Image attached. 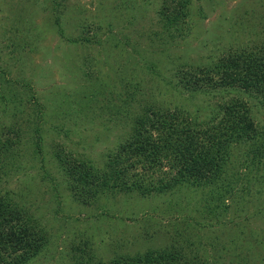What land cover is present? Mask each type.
I'll return each instance as SVG.
<instances>
[{
	"label": "rangeland",
	"instance_id": "rangeland-1",
	"mask_svg": "<svg viewBox=\"0 0 264 264\" xmlns=\"http://www.w3.org/2000/svg\"><path fill=\"white\" fill-rule=\"evenodd\" d=\"M164 1L0 0V76L5 80L0 79V85L2 80L14 86L25 99L23 114L16 117L9 102L0 105V138L3 143L16 139L10 128L22 131L21 144L33 138L36 128L44 137L37 155L33 147L20 145L13 147L20 153L14 161L0 153V194L11 193L26 202L49 234L47 248L31 264H73L81 256L108 262L155 251L173 239H188L185 235L208 244L210 255L221 254L223 264H264V186L254 181L259 185L247 192L244 174L250 167L242 166L243 158L235 150L230 160L238 168L228 181L234 189L224 194V211L217 209L214 221H205L203 211L199 212L209 200L192 184L145 197L106 192L86 202L72 197L64 183L58 155L65 152L100 165L107 150L125 141L132 118L117 113L121 102L111 91H126V82L139 81L144 96L139 94L142 87L127 88L139 95L134 103L138 113L152 96L155 106L172 110H193L198 104L206 118L224 99L235 98L230 85L217 88L222 94L215 99H199L168 90L154 77L176 80L178 69L205 70L230 51L264 46V0H183L188 15L184 37L163 28L159 11ZM57 20L66 38L90 41L72 45L58 32ZM152 59L160 62L147 73L145 67ZM85 63L92 78H100L91 88L101 85L106 90L95 99L89 92L92 110L79 113L84 103L77 93L90 87L78 70ZM26 94L35 98L27 102ZM249 98L244 100L254 123L264 128V101ZM36 105H44L45 111ZM260 160L263 170L264 157ZM263 175L252 170L250 178L262 180ZM249 244L254 246L245 249Z\"/></svg>",
	"mask_w": 264,
	"mask_h": 264
},
{
	"label": "trees",
	"instance_id": "trees-1",
	"mask_svg": "<svg viewBox=\"0 0 264 264\" xmlns=\"http://www.w3.org/2000/svg\"><path fill=\"white\" fill-rule=\"evenodd\" d=\"M186 4L187 1L183 0H165L159 11L163 28L175 30L178 37L185 36L182 31L184 19L188 16L185 12ZM57 28L61 36L66 38L59 20ZM170 36L175 38V35ZM66 40L77 47L90 41L86 37ZM246 49L223 54L218 63L205 70L178 69L176 80L152 76L160 86L168 90L180 95L187 92L191 98L199 99L202 96L215 99L218 94H222L216 91L217 88L230 85L235 98L228 101L224 99L219 109L211 108L210 114L206 113V118L201 113L204 112L203 107L198 104L193 110H172L162 105L155 106L152 96L146 99L149 102H146L143 113H138L134 103L139 95L137 91L129 93L127 88L142 87L139 94L144 96V86L139 81L126 82V91H111L121 102L116 109L117 113H123L127 119L132 118L127 137L123 143H118L104 153L100 165L84 157L66 156L65 152L57 156L65 177L64 183H67L72 197L86 202L106 192H136L145 197L155 193L167 194L183 184H192L198 186L209 200L204 210H199L203 211L204 220H218L217 209L224 211V194L234 189L228 183L238 168L230 160L234 150L243 158L242 166L246 164L251 168L247 166L249 172L244 174L247 192H253L254 186L259 185L254 181H261L264 186V175L262 180L250 178L252 170L259 174L264 172L258 166V163H262L258 159L264 157V128L255 125L248 101L244 100L255 97L264 101V46ZM158 62L156 59L150 60L145 67L147 73H152ZM88 69V63L78 68L90 84L88 94L77 93L84 103L79 113L92 110L93 103L90 105L87 102L89 92L91 98L95 99L106 90L103 92L101 85V88L95 89L97 85L91 88L100 78H92ZM0 79L4 80V75ZM2 80L0 105L9 102L7 105L12 107V115L16 117L24 111L25 99L14 86H7ZM31 96L29 98L26 94L27 102L35 98ZM39 108L45 111L44 105ZM41 109L35 110L42 113ZM9 131L15 133L16 139L8 138L3 143L0 138V153L5 154V157L16 160L20 153L15 148L19 145L33 147L35 155L42 152V129L36 128L33 138L25 144H21L23 140L20 141V129L10 128ZM11 166L15 167V164L12 162ZM261 191L260 186L256 192ZM185 236L188 239H173L170 245L155 251L122 255L108 262H97L93 258L86 261L81 256L73 264H223L225 259L220 261L221 254L218 257L210 255L208 244L196 239L192 241L193 238ZM48 241V231L26 202L17 200L11 193L0 194V264H31L45 251ZM249 246L254 244L246 245L245 249Z\"/></svg>",
	"mask_w": 264,
	"mask_h": 264
}]
</instances>
